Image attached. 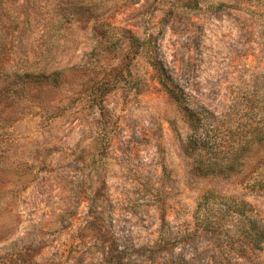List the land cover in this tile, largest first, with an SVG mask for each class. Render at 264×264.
<instances>
[{
	"label": "rangeland",
	"instance_id": "obj_1",
	"mask_svg": "<svg viewBox=\"0 0 264 264\" xmlns=\"http://www.w3.org/2000/svg\"><path fill=\"white\" fill-rule=\"evenodd\" d=\"M123 29L214 115L199 154L232 172L194 171L188 122ZM43 69L58 82L28 85ZM0 84V264H264V0H2ZM208 192L224 199L202 225Z\"/></svg>",
	"mask_w": 264,
	"mask_h": 264
},
{
	"label": "trees",
	"instance_id": "obj_2",
	"mask_svg": "<svg viewBox=\"0 0 264 264\" xmlns=\"http://www.w3.org/2000/svg\"><path fill=\"white\" fill-rule=\"evenodd\" d=\"M2 0H0V3ZM60 21H57V23ZM57 25H60L58 23ZM99 25H94L92 32L95 34L99 30ZM123 33V37L127 42V46L130 51L133 52V56L136 57L138 55H143V53L147 56V60L150 64V66L153 68L158 83L162 86V88L166 91V93L172 98V100L176 103V105L179 107V109L184 114L186 121L188 122V125L190 127V135L187 137L186 140V146L184 148V152L194 157V171L199 176H206V175H212L216 172L221 174H226L228 172H232L234 170L233 163L229 164H219L210 158L211 156L204 158V156H200L199 151L201 150V123L202 121L208 120L211 122V119L214 117L212 113H210L208 110L193 104L190 102L188 96L183 92L182 89H180L172 80L171 76L167 73L164 65L162 62L154 55L153 51H150V47L147 46L146 41H141L138 37L134 35V33L129 29H123L121 30ZM52 46V43H50ZM102 44L99 42H96V47H100L103 50L107 51V48L105 46H101ZM52 47L46 48L44 53H49ZM60 72H58L56 69L50 70V72H47L45 69L40 70L38 72H26L23 74L25 77V81L28 83V85H43V84H56L58 82V77L60 78ZM4 84L3 86H11L12 82L8 83H1ZM0 84V85H1ZM8 89L0 86V96L3 98L0 99V103H3L5 99H13L14 98H6L7 97ZM10 110L7 108V106L4 103V106L0 105V142L5 141V129H7L12 121V116ZM209 122V123H210ZM1 142V143H2ZM244 151L243 147H240L235 152L236 155L242 153ZM4 156L3 148H0V162L1 159ZM0 166V181L3 180V178L6 176V174H3L1 172ZM0 194H2V190H0ZM217 200V199H224L222 196H219L217 194H214L212 192H208L204 195L203 199L197 204L196 210H195V218L197 221L201 220V224L203 225H212L208 218H204L206 215V209L211 204V200ZM237 203V202H236ZM236 210L235 213L243 217L247 216L248 213L251 212L252 208L246 204L239 202L236 204ZM209 229V228H207ZM256 236L255 232L250 229L248 230V233L246 236ZM260 241L257 236L253 240V242Z\"/></svg>",
	"mask_w": 264,
	"mask_h": 264
}]
</instances>
